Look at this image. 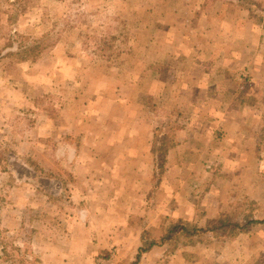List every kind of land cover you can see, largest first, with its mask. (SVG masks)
<instances>
[{"label":"rangeland","instance_id":"374dc122","mask_svg":"<svg viewBox=\"0 0 264 264\" xmlns=\"http://www.w3.org/2000/svg\"><path fill=\"white\" fill-rule=\"evenodd\" d=\"M192 1L195 4L188 5L189 8H194L197 3L195 0ZM208 2L209 0H206L203 4L200 1L198 4L200 5V12L199 7L197 8L199 13L193 12L192 17L195 20L202 19L203 13L207 11L205 8ZM236 2L237 6L242 5L246 8H243L245 10L244 14H234L233 16V13H223L225 17L222 22H219L217 17H214L215 10L213 11V8H210L208 11L210 23L207 25L220 26V29H222L221 25L225 22L229 23L232 20L241 22L243 20L249 26L246 28L244 24V28L239 27V34L250 39L248 50L251 54H256V50L261 44L259 45L257 42L252 44V41L264 35L262 2H259V0H229L230 4L236 5ZM156 6L157 8L169 7L170 11L164 12V14L153 13L149 7ZM183 6H185V0H0V101L4 102V90H11V84H13L11 98L7 97V101L10 100L9 108L7 110L0 109V120H10L9 127L4 128L8 142L5 146L0 147V219L5 196L10 197L12 200V196H17L23 190L24 182H36L35 186L40 188L37 194L28 193L25 198L26 201L17 206L20 211L24 212L22 216L27 217L25 222L27 226L19 229H7L2 228L7 227V223L3 226L0 224V264H41L37 255L39 249L33 248L35 232L31 230L33 210L30 209L28 204L29 199L37 200L42 197L41 205L48 207V210L42 208L38 214L39 217L52 227L61 230H66L68 227L72 229V222L68 219L66 213L71 215L70 218H74L75 214L80 213V206L74 207L64 198L61 199V203L54 201L55 182L58 181L66 185V181L73 180L75 172H68L57 163L55 159L56 144L51 139L54 128H50V125L55 122L56 114L60 117L62 104H64V109L67 98L72 101L73 98L81 95L82 87L79 86L81 82L84 83V88L92 90L90 83H98L99 86L104 88L108 85L107 80L111 77L116 79L117 91L120 90L118 88L119 84L126 88L132 86L137 90L136 93H117L116 97L119 98L120 102L114 101L111 93L102 90L101 95L103 97H97L99 101L91 104V118L104 117V112L110 116V109L120 106L124 112L122 116H117V118L120 117L118 123L122 119H131L138 123L136 132L141 136L149 137L154 133L151 142L152 148L156 146L160 152L157 156L153 155L152 171L150 169L147 173L144 171L139 172L140 167H137L135 172L138 174L123 171L116 175L123 180H127V182L136 181L139 177L143 180L152 177L153 190L146 201L148 206L146 213L153 210L161 198V186L164 178L161 170L165 166V158L161 154L166 145H163V140L167 138V142L171 141L169 138H172L173 134L176 133L175 139L178 146L179 133L185 127L187 107L192 102L193 95L179 94L175 92V86L164 87L167 78H165L163 70L167 67L166 65L170 64H156L152 60L147 61V59H152L154 54L169 53V51L163 53L164 48H167V46L160 44V41L163 37L168 39V42L171 41L169 39L174 38L178 25L163 30L161 28V17L163 15L165 21H173L176 17L182 16V11L180 10L177 13L176 9ZM188 15L185 16L189 17ZM177 19H180V17ZM177 22H180V20H177ZM171 25L172 23L168 24L169 27ZM196 27L198 28V25ZM223 31H218L219 34L217 35H214L215 31H213L212 36L216 37L217 40L222 35L220 32L223 33ZM233 33L235 35L231 37L230 30L227 31V34H230L229 37L236 41L237 30H233ZM153 40L155 43H153ZM168 48L173 49L171 46H168ZM253 62L252 70H257L259 64ZM239 68H241V65L237 60L232 69H235V74L238 76L236 90L239 91L238 94L240 95L238 97L231 94L228 97L229 104L238 103V101L241 103L244 91L239 88L242 84L247 82L249 87H255L254 83L249 82L250 79L245 75L244 70ZM156 72L160 73L157 74ZM52 75H54L53 79H51ZM17 81L20 82L19 86H17ZM22 83L25 85H21ZM255 97L256 95L252 94L250 101L254 100ZM188 111L187 120L191 117L190 108H188ZM240 111L239 106L235 105L233 115H236V118H241L237 115ZM149 113L151 114L147 115ZM74 114L75 112H73ZM109 116L105 115L106 118ZM146 118L153 120L154 130L153 128L145 130L144 119ZM163 119H168L169 124L163 126L162 124L165 123V121H162ZM232 124L233 121H231V129H233ZM36 125L40 127L41 131L35 128ZM240 129L241 127L237 125L232 136H229V132H223L219 137V141L216 140V143L212 144L213 146L209 152L218 153V161L215 157L209 159V153L202 151L201 155L188 157L185 164L186 168L195 171L197 167L202 169L207 165L222 167L221 171H219V167L217 168L219 176H226V179H223V181L226 180L225 184L230 179L234 185L235 176L233 171L235 170L233 166H235V162L232 160V154L235 151L232 148L236 145L238 151L244 152L246 144L243 136H240ZM90 130L95 132V139L98 138V126L90 127ZM179 130L181 131L179 132ZM34 131L39 132V140L35 143L33 153L18 157L13 150L14 143L12 142L15 141V138L12 135L20 133L30 136ZM101 131L102 141L108 150L117 143V148L120 151L127 152L119 164H123V167L138 164V160L141 158L139 147L129 141L128 131L119 124L112 125L111 121ZM142 150L143 147L140 151ZM174 150L172 153H174ZM131 151H134L137 158L129 154ZM151 153L153 154L152 150ZM253 158L255 157L251 156V160ZM171 160H177L174 154L171 156ZM207 160L210 161V164L205 163ZM103 162L104 160L100 164ZM105 164L109 166L111 164L110 159H107ZM223 166H232V168L225 167L223 169ZM9 167L13 168L17 178L13 174L7 173ZM229 169L231 175L225 174L230 172ZM209 170L211 169H205L207 179H210L211 176ZM192 175L193 172L188 173L190 181L188 185H184L186 199L198 198L197 191L191 197L190 192L186 190H193L196 187L192 184ZM201 175L202 182L199 184L198 189H204L207 181L204 174L201 173ZM85 177L89 183L104 181V176L98 173L86 172ZM106 181L111 182L112 179H106ZM244 185L241 179L228 192H232L236 188V190L239 189L237 191L238 195L243 192L249 193L248 189H242ZM260 187L261 184H256L255 189L251 192L263 196V194L259 195ZM202 199L203 210L198 206L196 213L190 214L188 208L181 209L182 216L189 218V220L184 221L190 226L198 223L197 225L203 228L207 221H210L208 218L213 217L211 213L204 211L209 208V198L204 200L203 197ZM242 202L243 200L236 203V205L224 208L217 217L224 214L231 222L241 224L258 221L256 218L260 214L257 212L256 205L251 203L252 198H247L244 207L240 206ZM51 204L59 207V210L65 215L61 216L62 218H56L55 214H52L49 210ZM97 215L101 216V211H98ZM93 216H96V214H93ZM168 218L170 220H167ZM56 219L57 224H55ZM171 220L180 219L167 216L162 225L155 229L159 231L168 229ZM136 221L144 220L136 219ZM155 222H158L157 218ZM261 224L243 235H250L255 231H262L264 234V224ZM9 225L8 227L11 228L16 226L12 221ZM162 227L164 229H161ZM142 228L143 235L140 240L141 243H143L142 240L145 241L142 248H146L149 242L145 232L153 228ZM114 230L111 231L116 235L105 238L106 245L99 253L91 257L88 264H132L135 261L138 255L135 254V251L132 253L124 252L129 249L133 250L134 247V240H127L124 236L130 230V225L119 226ZM28 233L29 236L25 237ZM235 239L226 240L221 233L217 232L208 237H200L199 244L189 245L179 253H181L187 264H194L200 260L201 256L204 257L205 261L216 257L218 259L229 243ZM261 239H264V235ZM135 240L138 242L139 237H136ZM128 241H132V245L124 248ZM258 241L260 239L255 240V242ZM96 243L99 244V242ZM163 248L168 253V248ZM187 254H191V257L187 258L185 256ZM164 261H169V258H165Z\"/></svg>","mask_w":264,"mask_h":264},{"label":"crops","instance_id":"0c3cea01","mask_svg":"<svg viewBox=\"0 0 264 264\" xmlns=\"http://www.w3.org/2000/svg\"><path fill=\"white\" fill-rule=\"evenodd\" d=\"M195 1L197 3L194 8L188 7V5L195 4L192 0H185V6L177 7V13L180 10L182 11V16H179L180 19L176 17L173 21H165L162 15L161 28L168 30L178 25L177 32L174 38L169 39L171 41L168 42L165 37L160 41V44L167 46V48H164L165 51L163 53L166 51H169V53L163 55H160L162 53L154 54L160 56L153 55L152 59H147V61L152 60L156 64H170L166 65L167 67L163 70V74L167 78L164 87L175 86V92L193 95L192 102L187 107L185 127L182 131L179 130L181 132L179 133L178 148L173 149L174 153H172V150L163 156L165 158V166L163 167L162 177L164 178L161 186V198L157 202V206L155 205L153 210L146 213L148 207L146 201L153 190L152 177L149 179L145 178V180L139 177L136 181L127 182V180L116 176L117 173L123 171L138 174L135 172L137 167H140L139 172L144 171L147 173L150 171L153 165V155L157 156L154 152L153 154L151 153V150L153 151L151 142L153 141L154 133L149 137L141 136L136 132L138 123L131 119H122L118 123V118L120 117L117 118V116H122L124 112L120 106L111 108L110 116L104 112V117L91 118V104L99 101L97 97L102 96V90L109 94L111 93L113 100L119 102V98L116 97L117 93H136L137 90L132 86L126 88L119 84L118 88L120 90L117 91L116 79L111 77L108 80L103 78L109 82L104 88L99 86L98 83H90L92 90H88L84 88V83L81 82V85H79L82 87L81 95L73 98L72 101L67 98L64 109V104H62L60 117L56 114L55 122L50 125V128H54L51 139L56 144L55 159L57 163L68 172H75L73 180L66 181V185L58 181L55 182L54 201L61 203V199L64 198L72 206H80L81 210L79 214L74 215V218H70L71 215L66 213L68 219L72 222V229L68 227L66 230H61L52 227L39 217L38 214L42 208L48 210V207L41 205L42 197L37 200L29 199L28 204L30 209L33 210L31 230L35 232L33 248L39 249L37 255L41 264H88L91 257L99 253L106 245L105 238L116 235L111 230L124 225H130V230L124 236L127 240H134L133 250L129 249L124 252L132 253L135 251V254H139L142 246L145 245V241L142 240L143 243H141L140 240L143 235L142 227H147V229L157 228L162 225L167 216L189 220V218L182 216L181 209L188 208L190 214L196 213L198 206L203 210L201 205L203 197L204 200L205 198L210 200L209 208L204 210L212 214L213 217H207L210 220L215 219L224 208L236 205L241 200L243 202L240 206L244 207L247 198H252L251 203L256 205L257 212L260 214L256 219L264 222V35L252 41V44L257 42L261 46L256 50V54H251L248 50L250 39L239 34V27L244 28V24L246 28L249 26L243 20L241 22L233 20L229 23L225 22L221 25L222 29H220V26L207 25L210 23L208 12L210 8H213V11L215 10L214 17H217L219 22H222L225 17L223 13H233V16L234 14H244L245 10L239 5L237 6V2L235 5L230 4L229 0H209L205 8L207 11L203 13L202 19L195 20L192 17L193 12H198V7L200 12L201 9L198 4L200 1L204 4L206 0ZM259 2H262L264 14V0H259ZM149 8L152 9L153 13L164 14V12L170 11V8L166 6ZM187 14H189V17L185 16ZM177 20H180V22H177ZM169 23H172L170 27L168 26ZM197 25L198 28L196 27ZM220 30L224 31L223 33L220 32L222 35L216 40L212 33L215 31L214 35H217ZM229 30L231 37L235 35L233 30H237L236 41L229 37L230 34H227ZM153 43H155L154 40ZM168 46L173 47V49L168 48ZM237 60L241 65L239 69L244 70L245 75L250 79L249 82L254 83L255 87H249L247 82L242 84L239 88L244 91L241 103L239 101L238 103L233 102L232 105L228 103V97L231 94L238 97L240 95L238 94L239 91L236 90L238 76L235 74V69H232ZM253 61L259 64L257 70H252ZM53 78L54 75L51 76V79ZM19 83L17 81V86H19ZM21 85L24 86L25 84L22 83ZM11 87V90H4V102L0 101V109L7 110L9 108L10 100L7 101V97L11 98L13 84H11ZM252 94H255L256 97L250 101ZM235 105L239 106L241 110L237 114L241 118H236V115H233ZM188 108H190L191 117L187 120ZM73 112H75L74 115ZM105 115L109 117L106 118ZM110 121L112 125L119 124L128 131V135H130L129 141L139 147V156L141 158L138 160V164L123 167V164L119 163L127 152L120 151L117 148V143L110 150L105 147L106 145L102 141L101 129H105L106 124ZM162 121H165L162 124L163 126L169 124L168 119H163ZM231 121H233V129L230 128ZM144 122L145 130L147 128H153L154 130L155 126H153L154 123L151 118L144 119ZM9 125V119L0 120V147L5 146L6 142H8L4 128H8ZM95 125L98 126V138L96 139L95 132L90 130V127ZM237 125L241 127L240 136H243L246 144L244 152L238 151L236 145L232 148L235 151L232 154V160L235 162V166H233L235 170L233 171L235 176L234 185L230 179L225 184L226 180L223 181V179H226V176H219L218 169L221 171L222 167L207 165L202 169L197 167L195 171H190V168H186L185 164L188 157L201 155L202 151L209 153V159L215 157L218 161L219 154L209 152L213 146L212 144L216 143V140L219 141V137L223 132H229V136H232ZM35 128L41 131L38 125ZM38 136L39 132L36 131L30 136L20 133L12 135L15 138V141L12 142L14 143L13 150L18 157L33 153L35 143L39 140ZM142 147L143 150L140 151ZM129 154L137 158L134 151L129 152ZM173 154L177 159L176 161L171 160ZM251 156L255 158L251 160ZM107 159H110L111 162L109 166L105 164ZM103 160L104 162L100 164ZM205 163L210 164V161L207 160ZM225 167L232 168V166H223V169ZM205 169H211L209 170L210 179H207ZM86 172L101 174L104 176V181L89 183L85 177ZM190 172H193L191 181L196 187L193 190H186L190 192L191 197L197 191L198 198L196 199H186L184 195V185L189 184L188 173L190 174ZM7 173H11L17 178L13 168L9 167V172ZM201 173L204 174V178L207 180L204 189H198L199 184L202 182ZM225 174L231 175V171ZM106 179H112V181L107 182ZM241 179L242 183L245 184L242 189H248L249 193L242 191L243 193L238 195L237 191L239 189L236 190V188L234 191L228 192ZM24 183L23 190L17 196H12V200L10 197L5 196L2 207L0 224L3 226L7 223L10 226L9 223L12 221L16 226H12L14 228L8 226L2 228L19 229L27 226L25 224L27 217L22 216L24 212L20 211L17 206L26 201L25 198L28 193L37 194L40 188L35 186L36 182ZM256 184H261L259 195L263 194V196H258L257 193L253 194L251 192L255 189ZM59 209L54 204H51L49 208L56 218H62L61 216L65 214ZM98 211H101V216L97 215ZM93 214H96V216H93ZM156 218L158 222H155ZM136 219L144 221L138 222ZM167 220L170 219L168 218ZM55 221V224H57V219ZM263 235L262 231H255L250 235L239 236L229 243L218 259L216 257L205 261L204 257L201 256L200 260L194 264H264V239H261ZM28 236L29 233L27 236L25 235V237ZM136 237H139L138 242L135 240ZM256 239H260V241L255 242ZM96 242H99V244ZM131 245L132 241H128L124 248ZM166 253L165 248L156 247L142 254L139 264H187L181 253L172 256L169 261H164Z\"/></svg>","mask_w":264,"mask_h":264},{"label":"trees","instance_id":"16d2710c","mask_svg":"<svg viewBox=\"0 0 264 264\" xmlns=\"http://www.w3.org/2000/svg\"><path fill=\"white\" fill-rule=\"evenodd\" d=\"M239 6L245 8L242 5ZM175 136L176 133L173 134L172 138H169L171 141L167 142V138L163 140V145L166 146L162 151V156H165L169 151H172L177 147ZM153 152L158 155L160 150H157L155 146L153 148ZM261 223L264 222L249 221L244 224L234 221L231 222L230 219L224 214H221L215 219L207 221L205 227L203 228H200L199 225H197L198 223L190 226L186 221L181 219L171 220V225L168 229L159 231L153 228L152 230L145 232V235L148 237V246L141 249L132 264H139L142 258V254L147 253L156 247L168 248V253H166L165 258H171L180 251H183L189 245L194 246L196 244H199L198 240L202 236L208 237L219 232L226 240H232L250 232L252 228H255L258 224ZM161 229H164V227H162ZM185 256L189 258L191 257V254H187Z\"/></svg>","mask_w":264,"mask_h":264}]
</instances>
